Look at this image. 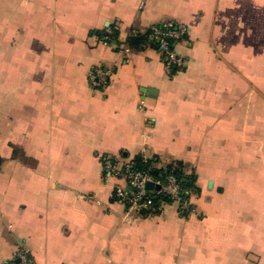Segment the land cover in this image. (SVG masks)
Listing matches in <instances>:
<instances>
[{
	"label": "crops",
	"instance_id": "1",
	"mask_svg": "<svg viewBox=\"0 0 264 264\" xmlns=\"http://www.w3.org/2000/svg\"><path fill=\"white\" fill-rule=\"evenodd\" d=\"M166 21L189 28L173 75L146 40ZM137 156L183 164L189 207L115 201L103 160ZM22 249L31 264H264V0H0V264Z\"/></svg>",
	"mask_w": 264,
	"mask_h": 264
},
{
	"label": "built area",
	"instance_id": "2",
	"mask_svg": "<svg viewBox=\"0 0 264 264\" xmlns=\"http://www.w3.org/2000/svg\"><path fill=\"white\" fill-rule=\"evenodd\" d=\"M189 34V28L183 23L172 21L154 25L149 33V40L155 43L157 51L161 54L163 64L168 75H173L185 69V61L177 51V45L184 41ZM118 50L125 56H130L131 48L123 41L119 43ZM111 72L97 69L89 76L93 87L105 88L109 85ZM144 105V102H141ZM144 159H146L144 157ZM103 169L106 175L123 181L114 191V199L124 204L129 210L147 213L154 208L155 194L168 197L172 203H177L181 209L189 207V191H185L174 175L165 180L154 177L148 171L135 168L132 161L104 159ZM148 183H153V189H148ZM159 187V189H157ZM9 264H31L29 253L20 250L16 254V261Z\"/></svg>",
	"mask_w": 264,
	"mask_h": 264
},
{
	"label": "trees",
	"instance_id": "3",
	"mask_svg": "<svg viewBox=\"0 0 264 264\" xmlns=\"http://www.w3.org/2000/svg\"><path fill=\"white\" fill-rule=\"evenodd\" d=\"M115 38V35H113L112 39ZM149 34L146 37V40L148 41ZM153 43V42H152ZM155 45V43H153ZM156 46V45H155ZM134 166L138 170L142 171H148L150 172L154 177L165 180L169 175L176 176L183 189L185 191H190L192 189H195V180L192 177L186 176V167L181 163H176L173 165H169L164 168H157L154 166V161L151 159H144L143 156H137L134 160H132ZM164 203H172L171 200L161 194L156 195L154 199V208L149 213H157L160 206Z\"/></svg>",
	"mask_w": 264,
	"mask_h": 264
},
{
	"label": "water",
	"instance_id": "4",
	"mask_svg": "<svg viewBox=\"0 0 264 264\" xmlns=\"http://www.w3.org/2000/svg\"><path fill=\"white\" fill-rule=\"evenodd\" d=\"M133 42H137L138 41V37H133L132 39ZM153 183H148L147 187L148 189L152 190L153 189ZM157 189H159V187H157ZM143 215H145L147 212L146 211H142L141 212Z\"/></svg>",
	"mask_w": 264,
	"mask_h": 264
}]
</instances>
